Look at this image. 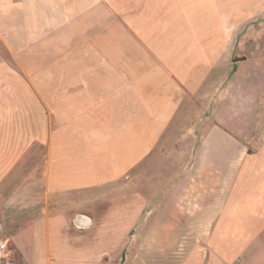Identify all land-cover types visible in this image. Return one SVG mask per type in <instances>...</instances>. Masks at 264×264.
Masks as SVG:
<instances>
[{
	"label": "crops",
	"instance_id": "1",
	"mask_svg": "<svg viewBox=\"0 0 264 264\" xmlns=\"http://www.w3.org/2000/svg\"><path fill=\"white\" fill-rule=\"evenodd\" d=\"M0 47L8 264H123L136 228L264 264V0H0Z\"/></svg>",
	"mask_w": 264,
	"mask_h": 264
},
{
	"label": "rangeland",
	"instance_id": "2",
	"mask_svg": "<svg viewBox=\"0 0 264 264\" xmlns=\"http://www.w3.org/2000/svg\"><path fill=\"white\" fill-rule=\"evenodd\" d=\"M3 54L7 57L6 51L0 47ZM127 190L126 194L130 196L135 201L136 193H137V184L136 180H134L125 187ZM1 205V202H0ZM151 209H146L145 214L141 220L140 229L144 228L147 232L150 228V224H148V219L151 215ZM137 228L134 230L132 236H129L128 240V249L126 259L124 260L123 264H154L155 258L154 257V245L156 242V236H136ZM199 238V236H197ZM0 238L2 239H8V236H5L4 234H0ZM187 236H178L177 239V260H184V251L188 245L189 242H187ZM195 244H199V240L194 241ZM8 249L9 251L12 250L11 243H8ZM15 256L10 253L9 254V262H5V264L13 263ZM165 263H168V257H165Z\"/></svg>",
	"mask_w": 264,
	"mask_h": 264
},
{
	"label": "built area",
	"instance_id": "3",
	"mask_svg": "<svg viewBox=\"0 0 264 264\" xmlns=\"http://www.w3.org/2000/svg\"><path fill=\"white\" fill-rule=\"evenodd\" d=\"M8 239L0 238V264H5L9 257Z\"/></svg>",
	"mask_w": 264,
	"mask_h": 264
}]
</instances>
